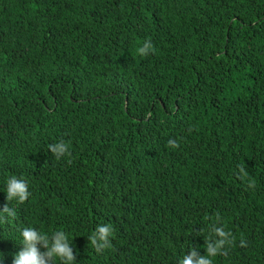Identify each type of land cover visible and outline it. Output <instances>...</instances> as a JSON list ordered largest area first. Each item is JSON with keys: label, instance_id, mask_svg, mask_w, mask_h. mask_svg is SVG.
Segmentation results:
<instances>
[{"label": "trees", "instance_id": "16d2710c", "mask_svg": "<svg viewBox=\"0 0 264 264\" xmlns=\"http://www.w3.org/2000/svg\"><path fill=\"white\" fill-rule=\"evenodd\" d=\"M5 204L0 264L24 228L66 232L73 264H179L213 226L234 237L213 264H264V0H0Z\"/></svg>", "mask_w": 264, "mask_h": 264}, {"label": "clouds", "instance_id": "9594fccd", "mask_svg": "<svg viewBox=\"0 0 264 264\" xmlns=\"http://www.w3.org/2000/svg\"><path fill=\"white\" fill-rule=\"evenodd\" d=\"M150 50H154L150 41H146L144 46L138 49L141 55H147ZM168 144L173 148L179 147V143L175 140H169ZM48 149L57 159L70 154L69 145L63 140L50 144ZM239 171L245 177L248 175L243 165L239 166ZM251 186H254V182ZM6 194L7 201L25 202L30 196L28 181L15 175L10 176L7 180ZM3 214H7V218H15L17 215L15 209L9 207L8 204H5L3 209L0 210V219L5 218ZM113 233L114 228L111 224H101L97 226L88 239L96 251L100 252L103 249L112 247L110 237ZM211 233L217 238L214 240L211 238L206 239V255H200L197 249L193 248L190 253L179 261V264H213L210 257L222 254L225 245L234 243L232 233L226 231L223 227L213 226ZM21 235L23 247L15 254L13 264H55L57 257L60 259L61 264H73L77 259L68 235L63 230L54 231L49 237L46 233H42L35 228H24ZM244 245L245 241L241 240V246ZM41 246L46 250L41 251Z\"/></svg>", "mask_w": 264, "mask_h": 264}]
</instances>
